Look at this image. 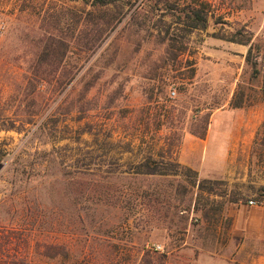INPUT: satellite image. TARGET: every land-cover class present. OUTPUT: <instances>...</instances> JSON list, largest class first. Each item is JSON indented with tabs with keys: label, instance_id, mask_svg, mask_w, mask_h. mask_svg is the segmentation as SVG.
Listing matches in <instances>:
<instances>
[{
	"label": "rangeland",
	"instance_id": "374dc122",
	"mask_svg": "<svg viewBox=\"0 0 264 264\" xmlns=\"http://www.w3.org/2000/svg\"><path fill=\"white\" fill-rule=\"evenodd\" d=\"M0 25L2 264L28 239L33 264H163L157 242H226L221 205H264L262 75L236 42L263 74L264 0H0ZM204 133L221 178L177 166Z\"/></svg>",
	"mask_w": 264,
	"mask_h": 264
},
{
	"label": "crops",
	"instance_id": "0c3cea01",
	"mask_svg": "<svg viewBox=\"0 0 264 264\" xmlns=\"http://www.w3.org/2000/svg\"><path fill=\"white\" fill-rule=\"evenodd\" d=\"M220 114V113H218ZM253 140L263 125L264 120H253ZM212 128H216L213 127ZM212 130V129H211ZM211 134V131L209 130ZM206 140L187 137L178 154V163L190 168L204 179L221 178L224 172L227 157L213 164L208 162ZM235 144V143H234ZM220 146L227 147L221 140ZM226 151L223 152V154ZM222 222L228 220L227 229L218 226V235L225 234L227 241L216 240L205 242L201 236L193 238V231L187 229L183 237H170L159 241L167 246L163 264H264V205L250 207L238 200L221 205ZM208 245V246H206Z\"/></svg>",
	"mask_w": 264,
	"mask_h": 264
},
{
	"label": "trees",
	"instance_id": "16d2710c",
	"mask_svg": "<svg viewBox=\"0 0 264 264\" xmlns=\"http://www.w3.org/2000/svg\"><path fill=\"white\" fill-rule=\"evenodd\" d=\"M96 3H100L102 5H105L108 3V0H95ZM205 4L199 5V8L196 6V8L191 9L190 14H188L187 18L189 20V27L192 30H204L207 28V23H208V17H209V11L206 9ZM238 44L244 45V46H249V51L246 56V62L248 65L252 66L253 68V77L254 78H259L262 75V91L264 94V73L261 74V71L257 69V63H252V54L254 52V45L252 44L251 40H241V41H236ZM240 105H237L236 108H240ZM207 136V133H204L203 135L198 136V138L204 140ZM264 142V123L261 126L260 130L257 132L255 140H254V147L262 145ZM150 160V159H148ZM147 160V161H148ZM146 161V162H147ZM177 166H180V164ZM173 167V166H172ZM185 169L188 172L193 173L194 171L191 170L190 168L185 167ZM154 174V173H153ZM15 240V238L13 239ZM30 242L31 240L28 239L27 242H25V253L23 255H20V253L17 250V244L16 241L15 243H12L13 248L10 256H7V260L5 264H33V259L30 257ZM49 259H53L49 257ZM0 264H2V260L0 259ZM46 264H55V263H46ZM58 264V263H56ZM60 264V263H59ZM63 264V263H61ZM83 264V263H80Z\"/></svg>",
	"mask_w": 264,
	"mask_h": 264
},
{
	"label": "built area",
	"instance_id": "2783aa9c",
	"mask_svg": "<svg viewBox=\"0 0 264 264\" xmlns=\"http://www.w3.org/2000/svg\"><path fill=\"white\" fill-rule=\"evenodd\" d=\"M5 30V25H0V32H3ZM171 96L172 97H174V96H176V90H172L171 91ZM248 205L250 206V207H260V206H262V203H260V202H258V201H255V200H250L249 202H248ZM152 250L154 251V252H156V253H164L165 252V248H164V246L163 245H154L153 247H152Z\"/></svg>",
	"mask_w": 264,
	"mask_h": 264
}]
</instances>
